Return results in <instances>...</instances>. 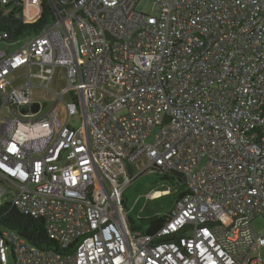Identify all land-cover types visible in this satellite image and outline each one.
Listing matches in <instances>:
<instances>
[{"label": "built area", "instance_id": "1", "mask_svg": "<svg viewBox=\"0 0 264 264\" xmlns=\"http://www.w3.org/2000/svg\"><path fill=\"white\" fill-rule=\"evenodd\" d=\"M153 1L51 0L39 34L0 32L20 47L0 49V198L67 252L0 231V264H264V0ZM146 172L187 189L152 235L123 209Z\"/></svg>", "mask_w": 264, "mask_h": 264}, {"label": "rangeland", "instance_id": "2", "mask_svg": "<svg viewBox=\"0 0 264 264\" xmlns=\"http://www.w3.org/2000/svg\"><path fill=\"white\" fill-rule=\"evenodd\" d=\"M136 10L146 15H159V8L155 6L153 0H139ZM8 48H10L9 50L11 52H15L20 47L18 44L8 45L6 43H0V49ZM65 86L66 78L59 70L51 85V89L59 90ZM49 96L48 94L45 95V97L50 99ZM47 103L48 105L52 104L51 100ZM59 107L62 108V105ZM49 108L51 106L47 109ZM183 184L184 182L180 181L177 177L170 176L169 179L165 180L163 174L153 172H146L132 180L126 187L123 198L125 200L123 204L125 221L128 227L130 226L135 230L147 232V226L140 219L160 217L169 214L175 208ZM157 192L160 194L156 195ZM8 203H11L10 198L6 196L0 198V206ZM253 224L258 231H263L264 217H258ZM260 255L264 260V249ZM8 264H16L11 250L8 251Z\"/></svg>", "mask_w": 264, "mask_h": 264}, {"label": "trees", "instance_id": "3", "mask_svg": "<svg viewBox=\"0 0 264 264\" xmlns=\"http://www.w3.org/2000/svg\"><path fill=\"white\" fill-rule=\"evenodd\" d=\"M21 12L22 9H18L12 13L9 6L0 9V32L8 35L6 41L9 43H16L26 37L39 34L54 21V10L51 0H42V13L37 23H24L22 17L16 18ZM170 176L177 177L180 181L183 180L178 176L170 174L164 175V179L167 180ZM186 194L187 189L184 183L178 195V200ZM167 217L168 214L147 219L141 218L140 220L147 226L148 230L146 233L152 235L162 227ZM0 231H13L22 237L30 246L43 252L67 253L61 250L55 241L50 240L46 231V223L43 220L28 217L18 209L13 208L10 204L0 206Z\"/></svg>", "mask_w": 264, "mask_h": 264}, {"label": "water", "instance_id": "4", "mask_svg": "<svg viewBox=\"0 0 264 264\" xmlns=\"http://www.w3.org/2000/svg\"><path fill=\"white\" fill-rule=\"evenodd\" d=\"M28 109H29L28 106H25V105L21 106V110L24 111V112H26ZM31 110H32L33 112H37V111L39 110V105H37V104L33 105V106L31 107ZM175 176H178V177L182 178V179H183L182 181H184V178L182 177V175H180V174H175Z\"/></svg>", "mask_w": 264, "mask_h": 264}]
</instances>
